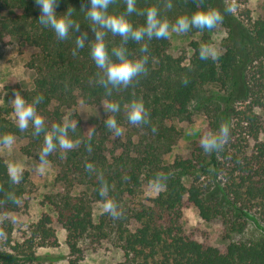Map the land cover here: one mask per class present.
Here are the masks:
<instances>
[{"label":"trees","instance_id":"obj_1","mask_svg":"<svg viewBox=\"0 0 264 264\" xmlns=\"http://www.w3.org/2000/svg\"><path fill=\"white\" fill-rule=\"evenodd\" d=\"M166 2L136 0V8L157 6L171 23L177 16L190 15L199 8L218 7L217 0H172L171 9L165 6ZM89 6L88 0H58L56 13L63 14L69 8L71 18L80 24L79 31L70 32L61 41L37 21L40 8L34 0H0V12L6 14L0 18V43L17 41L36 51L26 64L34 72L32 89L18 92L29 102L37 94L42 95L37 113L45 121V131H50L53 124L76 121L75 130H69L72 147L57 148L46 158L58 169L55 183L62 192L56 197H45V202L65 232L67 264L82 260L80 240L90 236L98 241L105 237L103 221L94 224L92 215V205L104 202L98 193L101 178L109 185L108 198L117 204L123 198L137 196L144 184L153 185L158 174L166 178L164 187L132 213L133 231L117 229L116 242L122 252L119 264H264V238L231 242L220 251L185 237L179 226L180 209L185 206L195 208L206 223L220 221L225 240L231 234L243 233L249 219L264 224V141L257 140L264 125L254 113L255 108L264 109V66L259 62L264 59V20H255L249 31L235 33L232 20L224 15L216 27H229L230 33L218 58L201 60V45L191 42L187 65L183 64L184 59L168 53V39L146 41L147 73L107 95L97 82L101 73L89 55L88 42L72 56L75 36L86 32L88 40L95 38L91 21L85 16ZM124 10V0H114L109 6L111 14ZM128 18L134 27L144 23L142 15L133 13ZM212 30L191 29L187 33L206 34ZM105 41L111 48L119 46L121 38L108 32ZM125 47L130 57L143 55L139 43L129 40ZM252 64L255 70L247 74V67ZM185 80L187 83H183ZM209 88L220 94L210 93L203 103L201 97ZM214 98L215 107L208 108L207 103ZM79 99L88 105L100 100L119 103L120 111L108 115L115 116L121 135L116 137L104 125L107 116L95 129L85 132L75 112ZM133 100L144 102L149 112L148 124L128 123L127 109ZM198 101L202 115L209 121L205 133L218 130L224 123L230 129L229 139L222 149L205 153L200 146L202 134L189 144L186 157L167 163L165 158L179 138L173 122H189L191 106ZM66 111L71 113L65 116ZM11 112V108L0 107V135L8 133L25 140L19 152L40 163L38 152L44 132L33 136L31 124L20 131L9 119ZM86 163L93 165L92 172L85 170ZM25 183L24 177L19 183H11L8 168L0 158V217L20 210ZM78 188L86 191L73 194ZM9 194H14V199H9ZM52 224L51 216L42 214L15 241L12 225L7 219L2 220L0 235L4 236V245L0 264H44L46 257L35 252L58 246Z\"/></svg>","mask_w":264,"mask_h":264},{"label":"rangeland","instance_id":"obj_2","mask_svg":"<svg viewBox=\"0 0 264 264\" xmlns=\"http://www.w3.org/2000/svg\"><path fill=\"white\" fill-rule=\"evenodd\" d=\"M217 9L232 20V30L235 33L239 31H249L251 24L258 19L264 20V0H217ZM231 8V12L226 9ZM6 14L0 12V18ZM230 28L220 26L206 34H175L170 33L168 38V53L173 57L184 59L183 64L187 65L191 57V42H197L200 45L211 44L221 53L225 45ZM35 50L24 46L17 41H11L9 45L0 43V107L12 112L9 119L15 124L16 117L12 105L9 104L14 99V93L18 91H29L32 89L34 72L26 67L31 56L35 55ZM259 62L264 66V59L260 58ZM254 64L248 65L247 74L254 72ZM209 92L201 97L203 103L207 102L205 98L209 94L219 95L220 93L209 88ZM200 99V100H201ZM216 98L207 103L208 108L215 107ZM201 101V102H202ZM198 103L191 106L192 117L189 122H173L174 127L179 132V138L176 145L172 148L171 153L165 158L167 163H171L176 157H186L189 153V144L196 141L200 135L205 133L208 127V120ZM107 102L100 100L92 105L77 100L75 112L83 125L84 131L89 132L95 129L99 122L106 118ZM103 106H105L103 108ZM71 111H66L68 116ZM255 115L262 125H264V109L255 108ZM258 141H264V131L260 132L257 137ZM25 144V140L14 138L11 146L5 147L0 145V158L5 162L7 168L15 165L22 170V177L26 179L25 194L18 212L11 213L5 217H0V222L7 219L13 227L12 239L19 241L22 232H26L28 227L35 223L37 219L46 214L53 219L52 227L55 231L58 246L56 248H41L36 250V255L45 256L44 264H67L66 259L68 250L65 245V232L55 222V214L52 208L45 202V197H56L62 192L61 187L55 183L57 168L50 163L41 165L32 158L23 156L19 148ZM249 148L253 145L250 141ZM77 190V191H76ZM86 191L84 188L76 189ZM159 189L152 184H144L137 196L132 198H123L117 203L120 215L113 218L106 213L103 204L95 203L92 205V215L94 224L103 221V232L105 237L101 240H94L87 236L79 241L78 246L81 250L82 260L79 264H119L122 262V252L116 242L117 229H127L133 231L134 223L131 215L147 200L153 198L159 192ZM179 226L182 234L203 246L213 247L220 251L224 250L228 243H248L258 238H264V224L258 223L254 219L247 221V227L241 234H231L227 240L224 239L225 230L222 223L218 220L206 223L202 221L195 208L185 206L180 209ZM4 245V236L0 235V249Z\"/></svg>","mask_w":264,"mask_h":264},{"label":"clouds","instance_id":"obj_3","mask_svg":"<svg viewBox=\"0 0 264 264\" xmlns=\"http://www.w3.org/2000/svg\"><path fill=\"white\" fill-rule=\"evenodd\" d=\"M114 0H88L89 7L85 10L86 19L91 21V25H96L94 29L95 38L88 40L87 33L81 32L75 36V47L72 49V56H76L78 51L85 47L88 42L89 55L95 66L100 70V78L97 81L104 89L107 95H111L113 89L117 87H127L136 77L146 74L148 63V44L153 38L168 39L170 33L184 34L191 29L205 30L215 29L217 25L222 23L223 14L215 8H199L190 15H179L174 22L161 14L157 6H149L143 10L136 8V0H124L125 10L121 13L111 14L109 6ZM58 0H34V5L39 6L40 15L37 21L44 28H50L58 40H65L69 37V33L79 31V23L75 22L71 16L72 12L67 9L63 14H57L55 7ZM168 9L172 8V0H167ZM83 8V7H82ZM84 9V8H83ZM231 12L232 9H226ZM135 13L144 17L142 25L133 26L129 20V16ZM110 32L113 36H119L121 42L119 46L109 48L105 41L106 33ZM134 41L140 44L139 57H130L125 45L128 41ZM145 41L144 43H141ZM201 60L217 59L220 55L215 46L211 44H203L198 50ZM187 83V81H183ZM43 100L42 95L37 94L29 102L19 92L14 93V99L9 103L15 113L17 127L20 131H25L31 124L32 135L38 136L44 132L43 146L38 152V160L43 165L47 163V157L57 148L68 150L72 147L69 139V130H75L76 121L63 122L53 124L50 131H45V121L41 115L37 113V105ZM105 106H103L104 108ZM120 111V105L117 102H110L106 105V113L115 114ZM127 120L131 125H141L149 123V112L145 108L142 100H133L128 105ZM104 125L111 130L116 137L121 135V128L117 123L114 115H107ZM153 133L156 129L152 128ZM230 136V129L227 124L222 123L218 130L207 132L200 138V146L205 153L218 151L226 144ZM14 143L12 134L0 135V145L5 147ZM85 170L92 172L93 165L86 163ZM22 170L15 165L8 168V177L11 183H19L22 179ZM126 179V177H125ZM164 176L157 175L153 187L161 189L164 187ZM109 185L101 178V185L98 189L100 197L104 198L103 208L106 213L114 219L118 218L120 212L116 202L108 198ZM9 199H14V194H9Z\"/></svg>","mask_w":264,"mask_h":264}]
</instances>
